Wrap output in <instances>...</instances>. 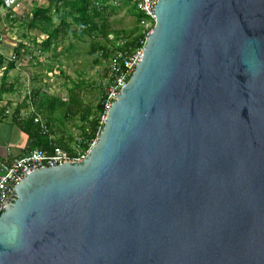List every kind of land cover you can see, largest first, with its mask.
Here are the masks:
<instances>
[{
	"label": "water",
	"instance_id": "95a60500",
	"mask_svg": "<svg viewBox=\"0 0 264 264\" xmlns=\"http://www.w3.org/2000/svg\"><path fill=\"white\" fill-rule=\"evenodd\" d=\"M80 162L0 212V264H264V0H158Z\"/></svg>",
	"mask_w": 264,
	"mask_h": 264
},
{
	"label": "rangeland",
	"instance_id": "374dc122",
	"mask_svg": "<svg viewBox=\"0 0 264 264\" xmlns=\"http://www.w3.org/2000/svg\"><path fill=\"white\" fill-rule=\"evenodd\" d=\"M49 1L18 0L11 9H5L3 5L0 7V49L8 57L15 56V67L6 78L14 90L4 94L0 106L4 107L6 115L12 117L16 109L26 102V107L23 106L19 114L28 117L35 111L31 95L38 90L47 93L51 99L61 98L69 102V99L79 98L83 109L80 113L76 105H72L71 109L61 107L58 100L55 112L59 118L57 134L79 140L81 114L89 109L95 111L100 98V84L108 78L109 58L96 63L95 58L102 56L98 51L91 54L93 39L85 36L76 38L72 34L65 39L61 36L52 49L45 50L41 43L46 39V34L28 24L33 8L47 6ZM107 15L109 28L120 31L119 39L122 41L137 32L136 18L127 6L108 8ZM53 18L57 24L59 19ZM110 39L115 40V33L110 34ZM18 48L20 51L17 53ZM10 62L6 60L0 68V79Z\"/></svg>",
	"mask_w": 264,
	"mask_h": 264
},
{
	"label": "trees",
	"instance_id": "16d2710c",
	"mask_svg": "<svg viewBox=\"0 0 264 264\" xmlns=\"http://www.w3.org/2000/svg\"><path fill=\"white\" fill-rule=\"evenodd\" d=\"M3 5V0H0V7ZM127 6L130 12L136 18L137 32L134 35L124 41L123 45L117 46V40H119V32L111 30L108 25V8L124 7ZM32 17L29 22V27L37 28L42 33L46 34V39L42 41V45L45 50H50L53 45L58 42L61 36L67 37L70 34L76 38L91 37V54H96L98 51L102 56L95 58V62L99 63L103 59H108L111 55V46L114 48H132L136 49L144 45L146 38V29L141 24L143 14L137 9L134 3L130 0H120L114 2V0H50L47 6H38L33 8ZM54 17L59 19L56 24ZM115 33V40L110 39V34ZM63 39V40H64ZM20 46H23L20 44ZM20 48L17 49V53ZM102 51V52H101ZM3 66V60L0 59V68ZM15 67V62L11 61L5 69L0 82V101L3 100L5 93L12 92L13 85H8L7 75L11 69ZM51 70V69H50ZM100 98L96 104L95 111H84L81 114L82 124L80 128L79 140L74 139L72 136L66 138L65 135L57 136L56 128L59 129L57 122L59 118L55 115L57 110L56 101L61 107L67 106L71 109L72 105H76L78 113L82 109V102L79 98L69 99L70 101H64L63 99L50 98L47 93L38 90L36 93H32L31 99L35 105V111L28 117H23L19 114L21 108L27 105L18 107L15 111V115L12 116L13 121L21 128V130L32 139V148H43L49 152H53L56 148H62L71 153H74L76 146L83 149H88L90 142L97 137L99 131V121L104 111L103 99L105 95V87L102 82L99 87ZM26 107V106H24ZM5 109L0 106V112L4 113ZM4 111V112H3ZM69 114V112L67 113ZM36 115H40L48 124L49 133L43 134L40 126L35 122ZM31 150V149H30Z\"/></svg>",
	"mask_w": 264,
	"mask_h": 264
},
{
	"label": "built area",
	"instance_id": "2783aa9c",
	"mask_svg": "<svg viewBox=\"0 0 264 264\" xmlns=\"http://www.w3.org/2000/svg\"><path fill=\"white\" fill-rule=\"evenodd\" d=\"M120 0H114L118 2ZM134 3L137 9L143 14L141 24L146 29V38L142 47L132 48H114L111 46V55L109 56V72L105 84V95L103 99L104 111L99 121V131L97 137L90 142L88 149L77 147L74 153H71L62 148H56L53 152H49L43 148H32L27 153L15 157L11 160H3L0 162V212L13 200L16 195H13L15 186L22 181L27 175L36 169L45 166H56L65 162H80L86 158L90 149L96 144L99 135L104 126L109 108L113 102L118 99V95L129 82L133 72L140 64L143 58L145 43L152 31L156 20V7L158 0H130ZM18 0H3L5 9H11L16 6ZM1 40V38H0ZM124 41L117 40V46L123 45ZM102 52V51H101ZM14 54L8 57L0 49V59L3 64L14 60ZM40 126L43 134L49 133V127L45 119L40 115L34 118Z\"/></svg>",
	"mask_w": 264,
	"mask_h": 264
},
{
	"label": "crops",
	"instance_id": "0c3cea01",
	"mask_svg": "<svg viewBox=\"0 0 264 264\" xmlns=\"http://www.w3.org/2000/svg\"><path fill=\"white\" fill-rule=\"evenodd\" d=\"M32 143V139L21 130L11 116L0 112V162L27 153L32 149Z\"/></svg>",
	"mask_w": 264,
	"mask_h": 264
}]
</instances>
